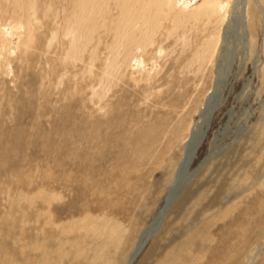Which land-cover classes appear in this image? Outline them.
Listing matches in <instances>:
<instances>
[{
	"label": "rangeland",
	"instance_id": "374dc122",
	"mask_svg": "<svg viewBox=\"0 0 264 264\" xmlns=\"http://www.w3.org/2000/svg\"><path fill=\"white\" fill-rule=\"evenodd\" d=\"M168 203L133 264H264V0H0V264H127Z\"/></svg>",
	"mask_w": 264,
	"mask_h": 264
},
{
	"label": "bare ground",
	"instance_id": "6f19581e",
	"mask_svg": "<svg viewBox=\"0 0 264 264\" xmlns=\"http://www.w3.org/2000/svg\"><path fill=\"white\" fill-rule=\"evenodd\" d=\"M216 86H217V84L214 87L213 93L210 94L209 99H208V102H207V104H206V106H205V108H204V110L202 112L203 113V119H202V121L199 122L196 125V127L194 128V130L191 132V136H190V139L188 141V145L186 146V149H185L184 159L180 162V164H179V166L177 168L175 182L172 185V187H171V189L169 191V194H168V198H167V201L168 202L170 201V198L173 196V193L175 192L176 188L180 184H183V181L180 183V181L182 180V177H183V173L186 171V174L185 175L186 176L188 175V173H189V166L192 163V161L195 158V156L197 155V152H198L201 144L204 142V140L206 138V135L207 134L205 135V129H206V122H207L206 121L207 120L206 119L207 118V115H208L209 112L212 111V109H214L216 107V105H218V102L220 101V96H218V98H217V93H218L217 90H218V87H216ZM219 104H220V102H219ZM217 107H219V106H217ZM187 179L188 178H186V180ZM169 204H166L164 206V208H162L160 210V212L155 217V219L152 221V223L150 225H148L144 229V231H143V233L141 235V238H140V240L138 241V243L136 245V249L131 253V256H130L129 261H128L127 264H130L131 261H133L132 258H133V255L136 253L137 248L140 249L141 245L144 242H146V241L148 242L150 240V238L154 235V233H156V231L161 227L162 222H163V218H164L166 212L168 211L167 210L168 207L170 206ZM160 216L162 217V219L159 222L158 217L160 218ZM137 254H138V252H137Z\"/></svg>",
	"mask_w": 264,
	"mask_h": 264
},
{
	"label": "water",
	"instance_id": "95a60500",
	"mask_svg": "<svg viewBox=\"0 0 264 264\" xmlns=\"http://www.w3.org/2000/svg\"><path fill=\"white\" fill-rule=\"evenodd\" d=\"M217 98H218V95H217ZM219 100V99H218ZM216 104V103H215ZM217 106H219V102H218V105H216V107L214 108V109H212V111L211 112H209L208 113V115H207V122H206V129H205V135L207 134V131L210 129V124H211V121H212V119H213V115H214V113H215V111H216V109L218 108ZM169 204V203H168ZM171 204V203H170ZM162 214V213H161ZM162 216V215H161ZM160 216V218L158 217V219H159V222L161 221V219H162V217ZM147 240V239H146ZM147 242V241H146ZM146 242H144L142 245V247L140 248V250L138 251V254L136 255V257H135V259L137 258V256L140 254V252L142 251V249L144 248V246H145V244H146ZM135 259H133V261H131V263L130 264H132L134 261H135Z\"/></svg>",
	"mask_w": 264,
	"mask_h": 264
}]
</instances>
